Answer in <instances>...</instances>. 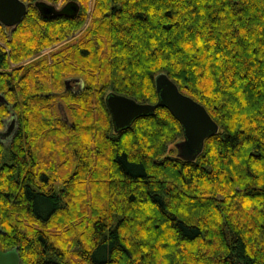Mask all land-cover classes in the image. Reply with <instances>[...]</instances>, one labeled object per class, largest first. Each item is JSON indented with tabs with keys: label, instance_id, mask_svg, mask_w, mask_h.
Listing matches in <instances>:
<instances>
[{
	"label": "trees",
	"instance_id": "trees-1",
	"mask_svg": "<svg viewBox=\"0 0 264 264\" xmlns=\"http://www.w3.org/2000/svg\"><path fill=\"white\" fill-rule=\"evenodd\" d=\"M22 1L0 23V131L15 119L0 249L19 264H264V0H93L79 37L38 58L90 0L53 17ZM159 73L218 125L193 161L164 106L113 130L106 94L155 103Z\"/></svg>",
	"mask_w": 264,
	"mask_h": 264
},
{
	"label": "water",
	"instance_id": "water-1",
	"mask_svg": "<svg viewBox=\"0 0 264 264\" xmlns=\"http://www.w3.org/2000/svg\"><path fill=\"white\" fill-rule=\"evenodd\" d=\"M34 6L43 17L73 16L79 10V4L75 0H67L60 7L44 0H36ZM25 12L26 4L22 0H0V23L5 26L13 27ZM72 81L79 83L80 79L67 77L64 79L65 89L70 87ZM154 85L157 93L155 103H140L114 92L106 94L105 103L110 113L113 130L116 132L120 128L129 126L137 116L152 114L156 106H164L178 120L183 130V138L174 143L176 156L193 161L202 151L204 140L217 132V123L201 103L182 93L165 73L155 76ZM11 127L9 125L6 130L0 131V137L9 135ZM0 264H19L17 250L0 249Z\"/></svg>",
	"mask_w": 264,
	"mask_h": 264
},
{
	"label": "rangeland",
	"instance_id": "rangeland-1",
	"mask_svg": "<svg viewBox=\"0 0 264 264\" xmlns=\"http://www.w3.org/2000/svg\"><path fill=\"white\" fill-rule=\"evenodd\" d=\"M44 1H47V2H49V3L54 4L56 7H60L62 4H64V3L66 2V1H64L63 3H61V0H58L56 3H54L53 0H51V1H49V0H44ZM92 3H93V0H90V1H89V9H88L87 19H86L85 24L83 25V27H82V29H81L80 31H78L74 36H72V37H70V38H68V39H66V40H63V41H61V42H58V43H56V44H54V45H52V46H50V47L44 48V49H43L38 55H36L34 58H38L39 56H41V55H45V54L48 55V54L50 53V51H56V50H58L60 47L64 46L65 43H67V42H71V41H73V40H76V39L79 37V35L81 34L82 30L86 27V25L88 24V22H89V20H90V14H91ZM75 83H76V82L72 81V82H71V85L74 86ZM0 98H1V97H0ZM0 101H1V99H0ZM4 122H5V127H4V129H3L2 131L6 130L7 127H8L9 125H11V126H12V127H11V128H12L11 132H12L13 129H14V127H15V119H14L13 114L10 115L9 117H7V118L5 119ZM7 136H8V135H7Z\"/></svg>",
	"mask_w": 264,
	"mask_h": 264
},
{
	"label": "flooded vegetation",
	"instance_id": "flooded-vegetation-1",
	"mask_svg": "<svg viewBox=\"0 0 264 264\" xmlns=\"http://www.w3.org/2000/svg\"><path fill=\"white\" fill-rule=\"evenodd\" d=\"M71 85V84H70Z\"/></svg>",
	"mask_w": 264,
	"mask_h": 264
}]
</instances>
